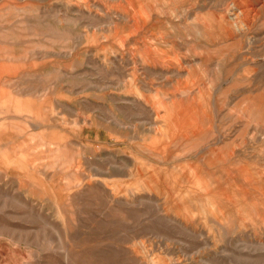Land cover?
<instances>
[{
    "label": "rangeland",
    "instance_id": "374dc122",
    "mask_svg": "<svg viewBox=\"0 0 264 264\" xmlns=\"http://www.w3.org/2000/svg\"><path fill=\"white\" fill-rule=\"evenodd\" d=\"M0 264H264V0H0Z\"/></svg>",
    "mask_w": 264,
    "mask_h": 264
}]
</instances>
